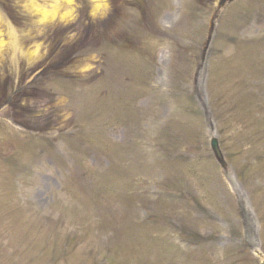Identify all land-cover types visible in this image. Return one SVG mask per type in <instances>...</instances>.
<instances>
[{
	"label": "rangeland",
	"instance_id": "374dc122",
	"mask_svg": "<svg viewBox=\"0 0 264 264\" xmlns=\"http://www.w3.org/2000/svg\"><path fill=\"white\" fill-rule=\"evenodd\" d=\"M0 264H264V0H0Z\"/></svg>",
	"mask_w": 264,
	"mask_h": 264
},
{
	"label": "water",
	"instance_id": "95a60500",
	"mask_svg": "<svg viewBox=\"0 0 264 264\" xmlns=\"http://www.w3.org/2000/svg\"><path fill=\"white\" fill-rule=\"evenodd\" d=\"M210 149H211V151H212V153H213V156H214L216 162H217L222 168H224V167H225V164H224V162H223L222 155H221V153H220V151H219L218 143H217V141H216L215 139H212V140L210 141Z\"/></svg>",
	"mask_w": 264,
	"mask_h": 264
}]
</instances>
